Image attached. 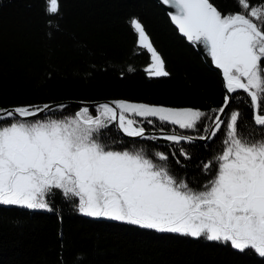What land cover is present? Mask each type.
<instances>
[{"label":"trees","instance_id":"trees-1","mask_svg":"<svg viewBox=\"0 0 264 264\" xmlns=\"http://www.w3.org/2000/svg\"><path fill=\"white\" fill-rule=\"evenodd\" d=\"M211 2L222 14L242 11L237 0ZM46 7V0H0V109L104 99L210 114L222 107L221 77L179 34L155 0H59V12L54 15ZM133 19L143 25L168 76L149 77L145 71L151 54L138 46L130 24ZM61 106L28 120L66 119L83 109L75 104ZM97 108H88L89 114L97 116ZM232 111L241 113L238 129L244 125L252 130L253 110L241 90L232 96L225 125ZM134 119L144 122L145 129L203 134L162 124L156 118H149L151 124ZM260 135L255 128L256 138ZM224 138V125L215 138L180 146L163 139L122 136L114 123L100 133V141L112 150L143 148L154 160V152H164L170 174L197 191L214 176L215 162L207 173L203 164L221 152ZM178 147L191 159L181 156ZM47 199L52 211L0 205V264H264L254 251L241 252L230 244L86 216L78 210V199L66 198L60 190H53Z\"/></svg>","mask_w":264,"mask_h":264},{"label":"snow or ice","instance_id":"snow-or-ice-1","mask_svg":"<svg viewBox=\"0 0 264 264\" xmlns=\"http://www.w3.org/2000/svg\"><path fill=\"white\" fill-rule=\"evenodd\" d=\"M163 3L175 9L170 17L178 31L191 44L202 46L222 70L227 93H246L253 110L252 130L244 125L238 129L239 111H232L225 125L221 117L228 107L227 96L211 114L123 100L98 105L95 117L83 108L66 119L29 121L49 106L0 109V121L11 119L0 123V205L52 211L47 197L60 190L64 197L78 199V210L86 216L204 237L264 258V3L237 0L242 11L234 14H222L211 0ZM46 4L48 14L59 12V0H46ZM130 24L138 46L151 54L145 69L149 77L168 76L143 25L136 19ZM134 117L149 124L153 123L150 117L156 118L162 124L203 134H176L173 129L171 134L149 135ZM112 123L127 137L163 139L175 146L215 138L222 125L226 138L221 152L203 164L207 173L215 162L214 176L197 191L170 174L164 152H154V160L143 148H108L100 141V133ZM255 128L260 129L259 138ZM178 151L191 159L183 147Z\"/></svg>","mask_w":264,"mask_h":264},{"label":"water","instance_id":"water-1","mask_svg":"<svg viewBox=\"0 0 264 264\" xmlns=\"http://www.w3.org/2000/svg\"><path fill=\"white\" fill-rule=\"evenodd\" d=\"M167 13L171 23L175 26V28L177 29L176 25L172 22L171 20V17H170V13H173L175 11V9L171 8L169 5H165L163 3V0H155ZM178 30V29H177ZM179 32V31H178ZM179 34L181 36H183L180 32ZM184 37V36H183ZM185 38V37H184ZM186 39V38H185ZM187 41V39H186ZM188 43H190L189 41H187ZM191 44V43H190ZM193 45V44H191ZM194 48L197 50V52L202 56L204 62L212 69H214L218 74L219 76L221 77L222 79V82H223V76H222V70H219L215 67V65L213 64L212 60H211V57L207 54V51L203 49L202 46L200 45H193ZM223 85H224V82H223ZM225 89V87H224ZM242 91V90H241ZM234 93H227L226 89H225V97H229V101H228V106L230 105L231 103V100H232V96H233ZM113 101L111 100H107V99H104V100H98V101H82V100H62V101H54V102H49V103H46V104H43L42 106L40 107H43L45 105H48L49 106V109H46L44 112H41V113H38L37 116H34V117H30V118H35V117H38V116H42V115H45L47 114L51 109L57 107V106H61V105H64V104H75L77 106H80L81 108H90V107H95V106H98L100 104H103V103H109L111 104ZM224 102H225V99H224ZM224 105V103H223ZM222 105V106H223ZM14 108H17V107H8L4 110H11V109H14ZM228 108V107H227ZM227 108L225 109V112L227 110ZM224 116L225 114L221 117L223 120H224ZM19 118V117H17ZM29 119V118H28ZM115 125V128L117 129V126L116 124L114 123ZM118 131V130H117ZM173 130H164V129H146V134H149V135H152V134H155L157 136H160L161 133H167V134H171ZM122 136H125L122 132L118 131ZM176 134H184V135H193L191 133H187V132H178V131H175ZM195 136V135H194ZM127 137V136H125ZM130 138V137H129ZM210 140V139H209ZM195 141H202V142H206L208 140H200V139H196ZM194 141V142H195Z\"/></svg>","mask_w":264,"mask_h":264},{"label":"flooded vegetation","instance_id":"flooded-vegetation-1","mask_svg":"<svg viewBox=\"0 0 264 264\" xmlns=\"http://www.w3.org/2000/svg\"><path fill=\"white\" fill-rule=\"evenodd\" d=\"M35 118H36V117H35ZM136 118L139 119V120H141V119H140L141 117H136ZM143 123H144V122H142V124H143Z\"/></svg>","mask_w":264,"mask_h":264}]
</instances>
